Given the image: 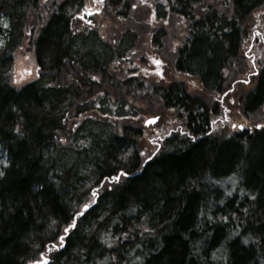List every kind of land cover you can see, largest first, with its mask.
Instances as JSON below:
<instances>
[{
  "label": "trees",
  "instance_id": "1",
  "mask_svg": "<svg viewBox=\"0 0 264 264\" xmlns=\"http://www.w3.org/2000/svg\"><path fill=\"white\" fill-rule=\"evenodd\" d=\"M84 1L0 0V264H264V52L242 53L264 0H150L143 54L133 31L77 27ZM26 36L36 77L16 87ZM154 50L177 78L149 72ZM230 95L251 125L222 129ZM167 111L143 154V118Z\"/></svg>",
  "mask_w": 264,
  "mask_h": 264
},
{
  "label": "rangeland",
  "instance_id": "2",
  "mask_svg": "<svg viewBox=\"0 0 264 264\" xmlns=\"http://www.w3.org/2000/svg\"><path fill=\"white\" fill-rule=\"evenodd\" d=\"M150 0H132V10L129 13H127V16L125 19L121 20L120 18L111 19L108 18L106 15L103 17L102 10L105 6V0H85L83 8L77 12L73 20L77 24V27H91V26H99L101 28L100 31L104 34V36L107 39H114V35L119 30L125 31H133L136 34L137 37V43L135 47V51L138 54H143L148 48H149V23L148 25L146 21L144 20L143 16L141 15V11L146 10L147 4ZM261 15L260 13H256L253 16V19L250 20L251 26L255 27V30L257 33L248 34L247 37L243 40L244 43H250V46L245 48V51L243 50V56L245 59V62H247V67L252 70L254 68L255 64L260 61V54L264 52V20L259 19ZM167 21V20H165ZM165 21H163L165 23ZM0 22L3 26L6 25V19L0 18ZM169 23V22H166ZM148 31V32H147ZM28 36L25 37L23 40L21 46L16 50L14 55V62L12 66V78L13 80L20 79V83L14 85L16 87H20L27 82L33 80L36 77V64L30 49V46L28 44ZM4 40L0 38V45ZM255 43V44H254ZM165 47L172 46V44H167L165 41L163 43ZM162 43L159 44V46L155 47L154 49L156 51L161 50V46H163ZM163 49V48H162ZM149 50H151L149 48ZM148 51L146 55V62L147 66L149 68V72L154 73L156 75H159V79L165 78L166 80H174L177 78V74L174 73L172 70H170L168 65L166 64L167 56L163 54H159L156 51ZM163 52H165L163 50ZM156 61H159L160 63H156ZM237 65V62H235V66ZM239 70V66L237 67ZM22 77V79H21ZM158 78V77H157ZM243 80V79H242ZM193 82L188 81V89L194 90L198 86L195 80H192ZM221 103L224 105V109L226 112L224 113L223 119L220 120L221 127L224 129V131H232L239 129L240 126H248L251 125L247 121V118L245 119L244 116L241 113V110L238 106L237 98L232 97V95L229 96V99H223L221 98ZM156 117L158 119V116L154 115H147L143 118V125L145 126L144 129V135L138 140L139 143V149L142 152L143 148V154H147L151 149L154 150L156 147V143L154 142V136H150L153 134L157 129H161L162 127H166L170 120V112L167 111L166 116L159 118L154 123H149L147 125L144 124V121L147 118ZM248 125H247V123ZM155 123L159 125L155 126ZM235 126V127H234ZM152 138V139H151ZM7 166V157L5 155V152L2 148H0V175L2 174L3 169Z\"/></svg>",
  "mask_w": 264,
  "mask_h": 264
},
{
  "label": "snow or ice",
  "instance_id": "3",
  "mask_svg": "<svg viewBox=\"0 0 264 264\" xmlns=\"http://www.w3.org/2000/svg\"><path fill=\"white\" fill-rule=\"evenodd\" d=\"M156 63H160V62H159V61H156ZM21 79H22V77H21ZM94 79H95V77H94ZM13 83L19 84V83H20V79L13 80ZM234 127H235V126H234ZM241 127H242V126H241ZM257 127H260V125H257ZM150 158H151V157H150ZM120 175H126V173H123V171H122V172L120 173ZM113 179H114V180H118V179H119V176L113 177ZM93 195H95V190H94V192H93ZM88 207H89V205H87V204L84 205V209H85V210H87ZM80 215H82V213H77V214H76V216H80ZM74 228H75V217L73 218V223L69 224L68 227L64 229L65 234H66V235L69 234L70 231H71L72 229H74ZM64 239H65L64 236L59 237V240H60L61 242H63ZM61 246H62V243H61ZM33 264H47V261H46V260H41V261L33 262Z\"/></svg>",
  "mask_w": 264,
  "mask_h": 264
},
{
  "label": "water",
  "instance_id": "4",
  "mask_svg": "<svg viewBox=\"0 0 264 264\" xmlns=\"http://www.w3.org/2000/svg\"><path fill=\"white\" fill-rule=\"evenodd\" d=\"M156 117H151V118H147L145 121H144V124L147 125L149 123H154L156 121Z\"/></svg>",
  "mask_w": 264,
  "mask_h": 264
}]
</instances>
